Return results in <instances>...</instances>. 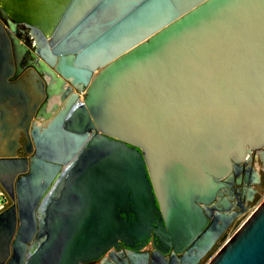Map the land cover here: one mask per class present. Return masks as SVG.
Listing matches in <instances>:
<instances>
[{"label":"water","instance_id":"1","mask_svg":"<svg viewBox=\"0 0 264 264\" xmlns=\"http://www.w3.org/2000/svg\"><path fill=\"white\" fill-rule=\"evenodd\" d=\"M263 156L264 0H0V264H264Z\"/></svg>","mask_w":264,"mask_h":264},{"label":"flooded vegetation","instance_id":"2","mask_svg":"<svg viewBox=\"0 0 264 264\" xmlns=\"http://www.w3.org/2000/svg\"><path fill=\"white\" fill-rule=\"evenodd\" d=\"M17 37L30 49V51H34V46H33V43H32V40L29 38V36L27 34H22V33H19L17 35ZM34 60L32 59L31 55L28 53L27 56H25L22 61H21V66L23 68H25V71L26 70H29V66L28 64L30 62H33ZM256 164H254V167L257 169V167L255 166ZM258 165L260 167V174L261 176L263 175L264 173V163L261 161V158L259 157V162H258ZM262 183L264 184V178L262 177ZM236 190H238V187L236 186L235 187ZM260 189V188H259ZM236 193H238V191H236ZM14 205V203L11 201V206L10 208ZM9 208V209H10ZM34 245V244H33ZM29 247L31 248L32 247V244H29ZM115 251V250H114ZM156 250L153 248L152 244H150L149 246H147L143 251L142 253H145V254H148L149 255V262L148 264H163L161 259L156 257V258H153L152 254L155 252ZM120 252H123V253H129L128 250H126L124 247H122V250ZM117 253V252H116ZM115 253V254H116ZM109 262H111L112 264H124L126 260H121L119 259L117 263H114L110 260H108ZM166 264H171V260H170V256H167L166 257Z\"/></svg>","mask_w":264,"mask_h":264},{"label":"rangeland","instance_id":"3","mask_svg":"<svg viewBox=\"0 0 264 264\" xmlns=\"http://www.w3.org/2000/svg\"><path fill=\"white\" fill-rule=\"evenodd\" d=\"M82 99V97L80 98ZM257 170H260V167L258 164H256ZM262 177L264 178V173L262 175ZM264 201V184L263 186L259 189V193L257 195V198L255 200V202L252 204L251 209L249 210V212L243 216L242 218H240L239 220H237L233 227L229 230L227 238H229L244 222L245 220L251 215V213ZM221 245V244H220ZM219 245V246H220ZM219 246H217V248L215 250H213L212 254L210 256H208L201 264H207V262L209 261V259L211 258V256H213V254L217 251V249L219 248Z\"/></svg>","mask_w":264,"mask_h":264},{"label":"built area","instance_id":"4","mask_svg":"<svg viewBox=\"0 0 264 264\" xmlns=\"http://www.w3.org/2000/svg\"><path fill=\"white\" fill-rule=\"evenodd\" d=\"M84 91L82 90L80 92V97L83 98ZM11 206V199L6 193V191L3 189V187L0 185V215L7 211Z\"/></svg>","mask_w":264,"mask_h":264},{"label":"bare ground","instance_id":"5","mask_svg":"<svg viewBox=\"0 0 264 264\" xmlns=\"http://www.w3.org/2000/svg\"><path fill=\"white\" fill-rule=\"evenodd\" d=\"M261 161L264 162V156L262 157V160Z\"/></svg>","mask_w":264,"mask_h":264}]
</instances>
